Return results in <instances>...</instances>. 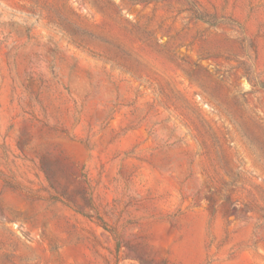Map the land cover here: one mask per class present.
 I'll return each mask as SVG.
<instances>
[{"label": "rangeland", "instance_id": "1", "mask_svg": "<svg viewBox=\"0 0 264 264\" xmlns=\"http://www.w3.org/2000/svg\"><path fill=\"white\" fill-rule=\"evenodd\" d=\"M0 264H264V0H0Z\"/></svg>", "mask_w": 264, "mask_h": 264}]
</instances>
